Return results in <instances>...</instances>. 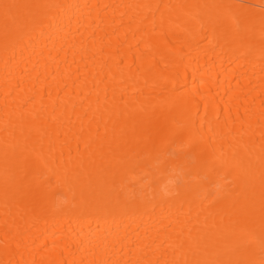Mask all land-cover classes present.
Returning <instances> with one entry per match:
<instances>
[{
    "label": "bare ground",
    "instance_id": "6f19581e",
    "mask_svg": "<svg viewBox=\"0 0 264 264\" xmlns=\"http://www.w3.org/2000/svg\"><path fill=\"white\" fill-rule=\"evenodd\" d=\"M0 264H264V0H0Z\"/></svg>",
    "mask_w": 264,
    "mask_h": 264
}]
</instances>
